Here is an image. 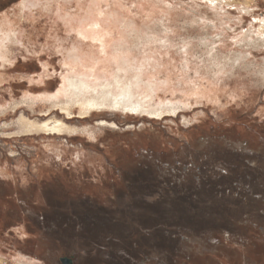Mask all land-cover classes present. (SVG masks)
Returning a JSON list of instances; mask_svg holds the SVG:
<instances>
[{"label":"rangeland","instance_id":"rangeland-1","mask_svg":"<svg viewBox=\"0 0 264 264\" xmlns=\"http://www.w3.org/2000/svg\"><path fill=\"white\" fill-rule=\"evenodd\" d=\"M123 63L163 113L49 106ZM22 261L264 264V0H0V264Z\"/></svg>","mask_w":264,"mask_h":264},{"label":"bare ground","instance_id":"bare-ground-1","mask_svg":"<svg viewBox=\"0 0 264 264\" xmlns=\"http://www.w3.org/2000/svg\"><path fill=\"white\" fill-rule=\"evenodd\" d=\"M125 72L126 67L125 63H123V67L116 69L111 80L105 78L97 82L96 80L99 78L95 77L96 80L92 81L91 77L87 74H72L66 77V82L61 90V95L64 99L61 100V95L57 93L48 95L46 100L50 103L49 106L57 107L60 113L64 114L68 119L73 117V112L71 111L73 105L77 106L81 119L85 118L87 114L91 115V111L104 107L152 115H160L163 113L161 111L162 109L152 105L149 94L147 96L145 92H141V77H127ZM148 88L152 89L151 86H148ZM48 111L49 109L45 113ZM19 125L21 132L25 133L44 132L47 134L61 135L63 133L75 132L74 127H69V125L60 119L33 121L21 116ZM20 264H33V262L22 261Z\"/></svg>","mask_w":264,"mask_h":264},{"label":"water","instance_id":"water-1","mask_svg":"<svg viewBox=\"0 0 264 264\" xmlns=\"http://www.w3.org/2000/svg\"><path fill=\"white\" fill-rule=\"evenodd\" d=\"M62 260L65 262H67V263H70V259H68V258H62Z\"/></svg>","mask_w":264,"mask_h":264}]
</instances>
